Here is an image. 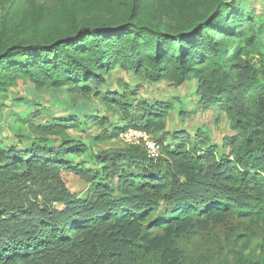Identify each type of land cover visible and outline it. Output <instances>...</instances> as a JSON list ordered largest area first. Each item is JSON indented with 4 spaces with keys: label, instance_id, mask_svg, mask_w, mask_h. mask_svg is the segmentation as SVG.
<instances>
[{
    "label": "trees",
    "instance_id": "16d2710c",
    "mask_svg": "<svg viewBox=\"0 0 264 264\" xmlns=\"http://www.w3.org/2000/svg\"><path fill=\"white\" fill-rule=\"evenodd\" d=\"M263 35L264 20L240 0H0V99L19 79L67 88L103 106L85 120L102 126L99 139L164 132L172 102L98 93L119 68L154 84L196 80L191 114L218 107L233 132L228 153L203 131L164 132L156 163L123 147L87 168L65 158L85 149L67 136L78 113L15 115L35 138L0 140V264H264ZM64 170L90 192H70ZM215 226L225 244L198 252L194 240Z\"/></svg>",
    "mask_w": 264,
    "mask_h": 264
},
{
    "label": "rangeland",
    "instance_id": "374dc122",
    "mask_svg": "<svg viewBox=\"0 0 264 264\" xmlns=\"http://www.w3.org/2000/svg\"><path fill=\"white\" fill-rule=\"evenodd\" d=\"M40 3L51 4L53 0H37ZM244 7L256 19L264 20V0H240ZM264 42V35L262 37ZM106 85L100 87L98 93L116 92L128 93V90H137V94L131 96L134 100H148L149 102H172L173 108L170 109L165 118L164 132H186L190 139L194 138L198 131H203L207 134L210 141L228 153V149L222 148L223 138L232 135L229 120L225 114L220 111L218 107L209 108L205 111H196L195 102L196 95V80H191L181 86L174 85L169 80H164L160 83H150L142 77L133 74L125 73L119 68H115L109 77H106ZM11 103H15L14 108H9ZM35 108L41 109L42 117L36 123H43L51 119L61 118L64 114V109H68L70 113H78L79 123L76 128L69 129L67 136L70 140L77 142L79 145L85 147L81 152L74 154H66L67 161L74 165H85L87 168L92 167V160L90 158L113 150H121L123 145L119 141V137L113 140L99 139L101 135L102 126H92L90 122L85 121L87 116H92L93 110L99 111L104 116L103 106L98 102L94 95L83 97L77 91H68L64 89L45 88L41 91L36 90L31 83L21 79L16 81V85L9 91L8 97L4 100L0 99V118H4L3 122L0 120V140L4 142H16L14 132L20 130L21 134H30V139H34L35 135L28 130L27 126L20 124V121L15 119V115H23L28 110ZM43 108V109H42ZM93 109V110H91ZM97 111V112H98ZM91 112V113H90ZM97 112L95 114H97ZM180 113L189 115L184 119ZM110 115L112 122H119V117ZM183 119V120H182ZM10 129L13 131H10ZM161 133L153 135V140L156 141ZM49 140L54 141L55 145L60 143L58 136L49 135ZM168 138L167 142L172 144ZM157 142V141H156ZM27 143V142H26ZM160 144V143H159ZM165 145L160 144V157L153 160L156 163L162 158L161 151ZM144 149V148H143ZM145 150V149H144ZM165 166L163 165L162 169ZM61 176L65 182L66 187L70 192L76 195L85 196L92 189V185L81 180L78 176L70 171H62ZM225 228L222 226H215L209 228L201 234V239L197 238L193 244L198 247V252L204 250L213 251L217 247V243L222 246L225 244L226 236ZM257 241H254L255 244Z\"/></svg>",
    "mask_w": 264,
    "mask_h": 264
},
{
    "label": "built area",
    "instance_id": "2783aa9c",
    "mask_svg": "<svg viewBox=\"0 0 264 264\" xmlns=\"http://www.w3.org/2000/svg\"><path fill=\"white\" fill-rule=\"evenodd\" d=\"M119 141L123 147H143L148 158L154 161L160 157L159 145L144 130L128 128L119 135Z\"/></svg>",
    "mask_w": 264,
    "mask_h": 264
},
{
    "label": "crops",
    "instance_id": "0c3cea01",
    "mask_svg": "<svg viewBox=\"0 0 264 264\" xmlns=\"http://www.w3.org/2000/svg\"><path fill=\"white\" fill-rule=\"evenodd\" d=\"M229 136V135H228Z\"/></svg>",
    "mask_w": 264,
    "mask_h": 264
}]
</instances>
